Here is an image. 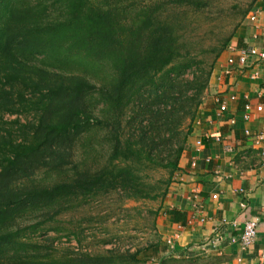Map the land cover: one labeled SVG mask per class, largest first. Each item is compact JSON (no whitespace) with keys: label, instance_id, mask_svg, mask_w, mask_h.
Listing matches in <instances>:
<instances>
[{"label":"trees","instance_id":"trees-1","mask_svg":"<svg viewBox=\"0 0 264 264\" xmlns=\"http://www.w3.org/2000/svg\"><path fill=\"white\" fill-rule=\"evenodd\" d=\"M207 6L206 0H0V264L149 259L148 249L92 254L81 248L85 230L66 227L60 217L111 192L166 197L171 182L162 188L143 172L161 167L173 178L180 170L189 138L180 139L181 118L192 106L191 119L200 118L201 97L236 36L208 50L215 56L205 65L187 28ZM95 130L107 131L109 155L93 170L87 151L88 160L76 162L75 148L82 139L92 146ZM40 173L61 179L46 184ZM63 237L76 239L80 250L57 246Z\"/></svg>","mask_w":264,"mask_h":264},{"label":"crops","instance_id":"crops-1","mask_svg":"<svg viewBox=\"0 0 264 264\" xmlns=\"http://www.w3.org/2000/svg\"><path fill=\"white\" fill-rule=\"evenodd\" d=\"M231 46L212 74L208 105L156 209L145 264H264V59L240 60L243 49L264 52V0H257ZM248 219L257 221L258 236L243 249L231 239L241 236Z\"/></svg>","mask_w":264,"mask_h":264},{"label":"rangeland","instance_id":"rangeland-1","mask_svg":"<svg viewBox=\"0 0 264 264\" xmlns=\"http://www.w3.org/2000/svg\"><path fill=\"white\" fill-rule=\"evenodd\" d=\"M209 1L207 12L192 14L190 17L191 25L187 28V37L190 41L192 51L205 58V65L209 64L215 54L208 53L212 47H219L221 43L229 36H234L242 27L250 11L247 9L253 0H206ZM256 4V3H255ZM191 78L189 75L188 78ZM211 90L207 89L201 97V105L198 107L197 115H202L207 104V99L211 95ZM99 107L95 109V116L100 118ZM193 106L186 109L181 118L180 139L188 135L186 143L188 150L192 141L193 134L196 133L197 126L192 118ZM15 116H6L7 120L14 119ZM193 120V121H192ZM192 127L191 132L187 134L188 129ZM97 131V130H95ZM94 131V132H95ZM92 135V146H88L85 139L75 148V160L84 162L89 160L95 170L104 164L109 155V142L106 140L107 131H97ZM83 142L86 145H83ZM86 151L88 155L86 154ZM143 176L147 181L157 184L162 188L166 183L172 182V177L168 169L151 166L146 168ZM39 178L46 184L60 180L57 177L46 176L40 173ZM163 199H127L118 192L102 194L90 199L85 205L79 206L76 210L63 214L60 219L62 223L74 230L84 229V239L81 248L92 254H107L109 250H115L121 253H134L143 249L147 243L153 221L155 219L156 209H158ZM34 220L28 222L32 223ZM51 232L48 236H55ZM152 234L150 235V238ZM103 241H109L103 243ZM57 246L69 247L74 251L80 250V245L76 239L69 241L66 237L57 240ZM122 264H145L144 262H133Z\"/></svg>","mask_w":264,"mask_h":264},{"label":"built area","instance_id":"built-area-1","mask_svg":"<svg viewBox=\"0 0 264 264\" xmlns=\"http://www.w3.org/2000/svg\"><path fill=\"white\" fill-rule=\"evenodd\" d=\"M256 16L255 15H251V20H255ZM230 50H233L234 48L230 45L229 47ZM248 56H259L261 59H264V52L259 51L257 48L255 47H249L246 49L241 50L240 53V60L242 63L246 62V59ZM234 62L233 58H229L228 59V63L232 64ZM247 108H249V106H247ZM263 106H259L258 109L262 110ZM227 109V106L222 103L220 105V110L221 111H225ZM246 118H248V115H246ZM247 134H249V131H247ZM219 140V138H218ZM256 143H259V139H256ZM196 144L201 147L202 146V141L198 140L196 141ZM261 156L264 158V149L261 151ZM242 207H245L246 204L244 202L241 203ZM258 236V223L257 221H255L254 219H248L245 221L244 223V228H243V232L241 234V236L239 238H232L231 241L232 242H239L241 244V246L243 247V249H249L256 241ZM264 257V253L262 255Z\"/></svg>","mask_w":264,"mask_h":264}]
</instances>
